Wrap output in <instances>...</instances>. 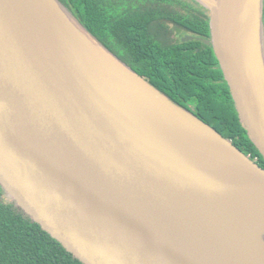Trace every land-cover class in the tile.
I'll use <instances>...</instances> for the list:
<instances>
[{"label": "water", "instance_id": "obj_1", "mask_svg": "<svg viewBox=\"0 0 264 264\" xmlns=\"http://www.w3.org/2000/svg\"><path fill=\"white\" fill-rule=\"evenodd\" d=\"M196 1L264 156V0ZM0 186L86 264H264V167L61 0H0Z\"/></svg>", "mask_w": 264, "mask_h": 264}, {"label": "flooded vegetation", "instance_id": "obj_2", "mask_svg": "<svg viewBox=\"0 0 264 264\" xmlns=\"http://www.w3.org/2000/svg\"><path fill=\"white\" fill-rule=\"evenodd\" d=\"M113 6L124 35L117 47L110 38L106 46L246 153L248 131L239 128L244 125L212 44L210 11L196 0H114ZM246 154L264 167L260 151Z\"/></svg>", "mask_w": 264, "mask_h": 264}, {"label": "trees", "instance_id": "obj_3", "mask_svg": "<svg viewBox=\"0 0 264 264\" xmlns=\"http://www.w3.org/2000/svg\"><path fill=\"white\" fill-rule=\"evenodd\" d=\"M105 45L117 47L124 31L113 6L114 0H61ZM114 17L111 19V17ZM134 31L128 35L133 36ZM119 40V41H118ZM118 41V42H117ZM240 123V120H239ZM239 128L247 133L241 123ZM229 137V134H223ZM245 152L259 151L249 135L242 137ZM0 264H86L63 243L11 202L0 186Z\"/></svg>", "mask_w": 264, "mask_h": 264}, {"label": "bare ground", "instance_id": "obj_4", "mask_svg": "<svg viewBox=\"0 0 264 264\" xmlns=\"http://www.w3.org/2000/svg\"><path fill=\"white\" fill-rule=\"evenodd\" d=\"M46 3V2H45ZM47 5V4H46ZM49 8V7H48ZM50 9L52 10V13L51 12H49L50 13V15L52 14L53 15V13H54V11H53V8H52V6H50ZM51 15V16H52Z\"/></svg>", "mask_w": 264, "mask_h": 264}, {"label": "built area", "instance_id": "obj_5", "mask_svg": "<svg viewBox=\"0 0 264 264\" xmlns=\"http://www.w3.org/2000/svg\"><path fill=\"white\" fill-rule=\"evenodd\" d=\"M254 160L256 161L257 159L255 158Z\"/></svg>", "mask_w": 264, "mask_h": 264}, {"label": "rangeland", "instance_id": "obj_6", "mask_svg": "<svg viewBox=\"0 0 264 264\" xmlns=\"http://www.w3.org/2000/svg\"><path fill=\"white\" fill-rule=\"evenodd\" d=\"M253 159H255V157Z\"/></svg>", "mask_w": 264, "mask_h": 264}]
</instances>
